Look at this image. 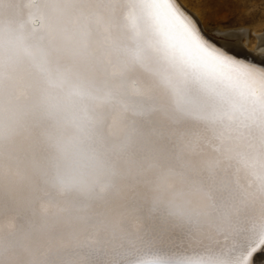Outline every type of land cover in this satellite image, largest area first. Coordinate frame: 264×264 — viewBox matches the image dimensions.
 <instances>
[{
	"label": "snow or ice",
	"instance_id": "1",
	"mask_svg": "<svg viewBox=\"0 0 264 264\" xmlns=\"http://www.w3.org/2000/svg\"><path fill=\"white\" fill-rule=\"evenodd\" d=\"M179 0H0V264H264V56Z\"/></svg>",
	"mask_w": 264,
	"mask_h": 264
},
{
	"label": "rangeland",
	"instance_id": "2",
	"mask_svg": "<svg viewBox=\"0 0 264 264\" xmlns=\"http://www.w3.org/2000/svg\"><path fill=\"white\" fill-rule=\"evenodd\" d=\"M182 1L187 8L198 13L201 24L212 36L218 37L219 33L229 31L245 32L247 43L252 47L256 46L255 36L264 34V0Z\"/></svg>",
	"mask_w": 264,
	"mask_h": 264
},
{
	"label": "bare ground",
	"instance_id": "3",
	"mask_svg": "<svg viewBox=\"0 0 264 264\" xmlns=\"http://www.w3.org/2000/svg\"><path fill=\"white\" fill-rule=\"evenodd\" d=\"M179 3L180 5L194 18L196 19L202 30L206 33H208L209 35H211L207 29L205 28V26H203L201 24V20L202 18L198 15V13L196 12H193L191 9L187 8V6H185V3L182 1V0H179ZM203 4V3H202ZM222 33V32H221ZM219 33V34H221ZM212 36V35H211ZM214 38H218L216 36H213ZM247 35L244 33L240 34L239 33V36L237 38V43L242 47L244 48L247 52H250L253 54L254 57H261V56H264V34L262 35H257L255 36V39H256V46H252V47H249L248 43H247ZM246 40V41H245ZM241 41H245L244 44H241Z\"/></svg>",
	"mask_w": 264,
	"mask_h": 264
}]
</instances>
